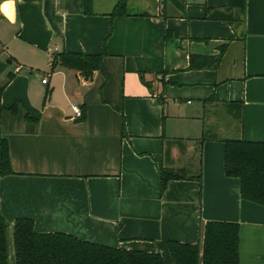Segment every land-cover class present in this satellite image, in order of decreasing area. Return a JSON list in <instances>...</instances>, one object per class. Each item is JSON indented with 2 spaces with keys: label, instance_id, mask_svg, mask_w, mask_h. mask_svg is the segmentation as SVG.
Here are the masks:
<instances>
[{
  "label": "crops",
  "instance_id": "obj_1",
  "mask_svg": "<svg viewBox=\"0 0 264 264\" xmlns=\"http://www.w3.org/2000/svg\"><path fill=\"white\" fill-rule=\"evenodd\" d=\"M200 1L128 0V16L110 22L116 0H92V15L85 0H0L10 264L22 218L40 233L159 251L168 264L169 241L195 244L206 223H236L240 264H264V206L242 199L224 168L226 138L264 143V0ZM104 49L89 78L52 68L57 55ZM160 169L188 179L162 193Z\"/></svg>",
  "mask_w": 264,
  "mask_h": 264
},
{
  "label": "trees",
  "instance_id": "obj_2",
  "mask_svg": "<svg viewBox=\"0 0 264 264\" xmlns=\"http://www.w3.org/2000/svg\"><path fill=\"white\" fill-rule=\"evenodd\" d=\"M127 6L128 0H116L110 22L115 18L128 16ZM85 14H93L92 0H85ZM222 55L223 51L217 58H211L214 60V66L204 64L202 68H216ZM105 56L106 49L101 54L92 56L63 53L54 57L52 68L58 64L77 70L89 78L101 69ZM196 60V57L191 58L190 68L197 67ZM12 78L13 75H10L9 80ZM3 90L4 87L0 86V97ZM17 106L15 102L10 110L15 111ZM3 111L0 103V115ZM123 131V135L127 136L125 125ZM224 144L226 176L240 180L242 199L264 206V143L248 142L241 136L226 138ZM13 174L8 142L1 138L0 179ZM201 178L199 175L197 179L201 181ZM187 179L181 172L160 169L162 193L171 181ZM13 243L15 264H168L159 251L123 250L85 241L67 233H40L36 231L34 222L26 218L16 220ZM167 246L175 264H240V226L236 223L208 222L202 227L199 242L188 244L171 240ZM0 264H10L9 225L2 215L1 208Z\"/></svg>",
  "mask_w": 264,
  "mask_h": 264
},
{
  "label": "built area",
  "instance_id": "obj_3",
  "mask_svg": "<svg viewBox=\"0 0 264 264\" xmlns=\"http://www.w3.org/2000/svg\"><path fill=\"white\" fill-rule=\"evenodd\" d=\"M47 82H48V79L47 78L43 80V83L44 84H46ZM72 109H73V112H74V115H75V119L76 120H80V119H82L84 117L83 111H82V109H81L80 106L73 105L72 106Z\"/></svg>",
  "mask_w": 264,
  "mask_h": 264
},
{
  "label": "rangeland",
  "instance_id": "obj_4",
  "mask_svg": "<svg viewBox=\"0 0 264 264\" xmlns=\"http://www.w3.org/2000/svg\"><path fill=\"white\" fill-rule=\"evenodd\" d=\"M178 1H179V2H183V1H185V0H178ZM202 1H204V0H202ZM202 1H200V2H202ZM195 6L198 7L199 4H195Z\"/></svg>",
  "mask_w": 264,
  "mask_h": 264
}]
</instances>
